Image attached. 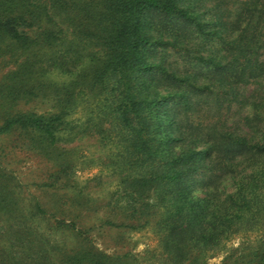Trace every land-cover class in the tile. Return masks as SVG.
I'll return each instance as SVG.
<instances>
[{
    "label": "rangeland",
    "instance_id": "obj_1",
    "mask_svg": "<svg viewBox=\"0 0 264 264\" xmlns=\"http://www.w3.org/2000/svg\"><path fill=\"white\" fill-rule=\"evenodd\" d=\"M171 5L176 13L172 18L153 10L139 18L140 31L151 41L144 60L153 69L150 74L136 77V83L145 92L152 83L150 88L160 97L169 98L171 105L190 93L193 107L176 126L168 119L152 126L153 134L159 138L157 148L164 151L163 143L183 134L185 143H171L169 149L188 147L201 153L206 145L199 143L200 139L219 126L230 127L234 134L246 137L249 146L262 145L264 0H173ZM82 29L88 33V29ZM72 31H65V47L76 50L78 46L83 62L91 53L101 51L95 40L88 42L86 35H74ZM21 61L19 56L0 58V128L18 112L59 113L63 107L58 102L60 98L69 112L65 118L69 126L58 133L59 141L50 149L32 146L28 137L18 133L0 136V182L3 188L13 185L14 195L21 199L15 208L26 216L25 228L0 217V262L62 264L61 250L68 253L87 249L97 264H171L159 225L164 209L156 197L152 193L147 196L143 213L133 215L126 209L127 197L118 186L121 175L130 173L132 167L128 165L120 173L122 147L116 140V122L112 118L98 119L96 106L103 97L97 90L82 92L79 87H71L72 76L59 71L38 76L37 82L23 91L14 90L9 73ZM193 87L199 89L191 92ZM158 112L160 120L163 112L179 115L165 108ZM125 122L128 133L147 139L138 132L140 126L133 117L126 116ZM222 158L217 156L206 167L219 166L224 163ZM231 162L234 167L238 165L233 170L240 175L216 174L210 187L215 195L212 208L225 209V197L237 189L242 177L250 174L247 157L235 154ZM246 177L245 182L249 179ZM205 181L207 178L201 179L199 188L194 187L198 202L206 195V189L201 188ZM260 194L259 201L264 203ZM74 195L88 198L89 205L73 204ZM34 203H39L43 212L37 211L31 217ZM262 216L257 223H238L241 230L233 235L227 236L218 228L211 248L201 252L198 246L189 247L188 259L179 264H254L257 257L253 251L263 242L264 211ZM250 227L253 230L245 231Z\"/></svg>",
    "mask_w": 264,
    "mask_h": 264
},
{
    "label": "trees",
    "instance_id": "obj_2",
    "mask_svg": "<svg viewBox=\"0 0 264 264\" xmlns=\"http://www.w3.org/2000/svg\"><path fill=\"white\" fill-rule=\"evenodd\" d=\"M171 1L0 0V58L7 55L22 57L17 69L9 73L14 90L23 91L35 84L38 76L59 71L72 76L71 87H79L82 92L98 91L103 97L96 106L99 121L112 118L116 122V140L122 147V160L118 167L120 173L125 171L126 166L132 167L130 173L121 175L118 186L127 197L126 209L133 215L143 213L147 196L152 193L156 197L164 209L159 225L164 232L162 243L167 260L171 264H179L188 259L189 247L198 246L201 252L211 248L218 228L228 236L241 230L237 228L238 223L242 226L262 220L264 203L259 201V195L262 193L264 196V143L249 146L246 137L234 134L230 127L219 126L207 131L200 139L199 143L206 145L201 153L188 147L179 151L169 149L171 143H185L183 134L163 143L166 147L164 151L157 148L159 138L153 134L152 126H159L166 119L176 126L178 122H183L185 113L193 107L188 98L190 93L181 95V101L171 105L169 98L160 97L150 88L152 83L147 85L146 92L136 83L139 82L136 77L150 74L153 69L144 60V52L151 41L140 31L139 18L148 10L159 11L172 18L176 13ZM59 16L60 20L57 19ZM82 28L88 29V33ZM69 29H73L74 35H86L88 42L95 40L101 51L91 53L89 60L83 62L78 46L76 50L65 47V31ZM17 86H21L20 90ZM195 89L199 88L193 87L191 92ZM72 97H68L67 103ZM63 100L58 99L63 107L56 114L18 112L8 117L0 128V136L18 133L20 137H28L32 146L54 147L59 141L58 133L69 126L65 119L69 112ZM160 108L179 112V115L163 112L160 120ZM126 116L133 117V121L140 126L138 132H143L146 140L128 133ZM235 154L247 157L250 174L246 176L249 179L245 182L247 177H242L237 189L225 197V209L222 206L212 208L215 195L210 187L216 174L232 172L233 176L240 175L233 170L238 165L234 167L231 162ZM219 155L223 156L220 161L224 163L219 166L212 164L208 169L206 163ZM203 178H207L201 185L202 189H206V195L198 202L193 195L194 187ZM12 186L3 188L0 182V217L25 228L26 216L15 208L21 199L14 195ZM114 200L117 202V199ZM72 203L85 207L89 205V199L74 195ZM37 211L42 213V207L34 203L31 217ZM250 230L253 228L245 231ZM262 239L263 242L257 244L253 251L257 257L254 264H264V234ZM60 252L62 264H97L92 252L87 249ZM0 264H3L2 261ZM235 264L244 263L236 261Z\"/></svg>",
    "mask_w": 264,
    "mask_h": 264
}]
</instances>
